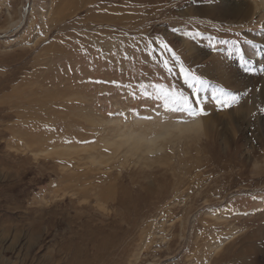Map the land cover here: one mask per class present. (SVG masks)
<instances>
[{
  "label": "rangeland",
  "instance_id": "obj_1",
  "mask_svg": "<svg viewBox=\"0 0 264 264\" xmlns=\"http://www.w3.org/2000/svg\"><path fill=\"white\" fill-rule=\"evenodd\" d=\"M209 1L0 0V264H264V19Z\"/></svg>",
  "mask_w": 264,
  "mask_h": 264
},
{
  "label": "bare ground",
  "instance_id": "obj_2",
  "mask_svg": "<svg viewBox=\"0 0 264 264\" xmlns=\"http://www.w3.org/2000/svg\"><path fill=\"white\" fill-rule=\"evenodd\" d=\"M205 1H207V0H205ZM231 1L230 0H213L212 3L209 1L211 4H209V6H207V7L205 6L206 8H204L203 10L205 11V13H207L208 16H213V17L217 16L219 18H223V20H225L224 22L226 24H229L228 22L230 20H232V22H235L234 20H236V17L241 19L238 23L244 22V21H247V23H251L253 20H256V19L257 20H259L261 18L264 19V0H247V1L244 0L242 2H240L239 0L238 1H233V2H231ZM261 43L264 46V34L262 35ZM253 49L256 51L255 47H253ZM253 49H252V52H254ZM216 66H218V65H216ZM260 66L262 67V69H264V63L263 62H260ZM227 70L228 69H226V71ZM10 81H11V79L7 78V79L4 80V82H0V91L4 88V86L7 85V83H10ZM248 101H250V100H248ZM24 118H26V117H24ZM33 118H36V116H34ZM175 124L174 125L172 124L173 127L178 126V125H175ZM188 124H192V123H188ZM180 126H181V124H180ZM184 126L187 127L189 125H184ZM181 127H183V126H181ZM175 128H177V127H175ZM164 130H166V129H164ZM181 130H182V128H181ZM167 131H168V129H167ZM148 141L149 142H153L154 140L152 141V139H151V140H148ZM152 150H154V148Z\"/></svg>",
  "mask_w": 264,
  "mask_h": 264
},
{
  "label": "snow or ice",
  "instance_id": "obj_3",
  "mask_svg": "<svg viewBox=\"0 0 264 264\" xmlns=\"http://www.w3.org/2000/svg\"><path fill=\"white\" fill-rule=\"evenodd\" d=\"M160 46L168 50L169 52L172 51V49H170L166 43L161 42ZM173 56L175 57V53H173ZM175 58L177 60L179 59L178 57H175ZM164 63H165V66L167 67L168 62L165 61ZM180 73L185 76V80L188 83V87L191 89V93L189 96H184L183 93H180L179 95H176L175 93H173L169 97V94L166 92L165 93L166 98H169L171 103L174 106L170 110L173 112L187 113L189 116L203 115L204 114L203 109L198 107L199 101L193 100L192 97H196L198 95L201 85L206 84V81L202 80L197 75L186 72V70L184 69L182 65L180 67ZM232 99H235V97H233ZM229 106L230 105L227 102V98H225L224 107H229ZM260 111L264 112V108H261Z\"/></svg>",
  "mask_w": 264,
  "mask_h": 264
}]
</instances>
